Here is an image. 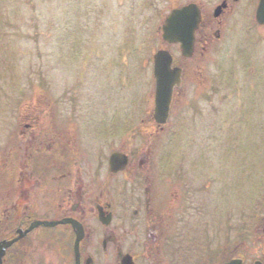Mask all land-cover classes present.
I'll list each match as a JSON object with an SVG mask.
<instances>
[{
    "label": "rangeland",
    "instance_id": "obj_1",
    "mask_svg": "<svg viewBox=\"0 0 264 264\" xmlns=\"http://www.w3.org/2000/svg\"><path fill=\"white\" fill-rule=\"evenodd\" d=\"M190 1L0 0V241L8 239L11 229L5 213L7 173L3 157L8 135L13 132L14 144L20 140L18 124L22 103L45 101L51 107V116L61 118L64 126L74 120L78 123L79 138L84 135L83 127L87 129L96 123L102 127L101 119L95 117L91 107L105 101L110 117L105 144L101 145L103 131L94 138L87 134L84 140L87 145L83 147L89 152L85 155L90 162L95 164L90 156L93 154L90 149L95 145L105 157L107 152L125 145L128 151L138 152L131 156L128 169L135 170L138 158L145 159L143 165L149 166V180L155 187L165 182L169 173L175 172L176 176L181 170H189L195 182L205 177L206 188L200 191V196L204 197L200 205L203 217L214 221L219 215L221 220L215 231L210 224L212 232L207 237V256L212 257L217 252L222 263L232 257H241L244 264H252L255 260L264 264V236L261 229L256 231V226L264 219V212L257 211L256 223L251 215L264 196V122L255 114L246 118L239 114L236 118L235 108L240 110L244 103L232 96L218 105L222 108L221 118L216 116L221 120L214 124L206 121L202 127L197 124L191 127L187 122H177L196 119L201 110L182 107L178 110L180 115L173 114L162 130L150 136L152 130L147 122L149 108L146 103L152 99L153 83L148 67L151 68L152 55L162 45L158 28L172 9ZM219 1L199 0L198 3L212 13ZM244 3L229 16V36L220 50L206 52L202 60L195 57L187 62L195 75L192 82L184 85L183 100L191 101L192 105L197 101L195 107L200 99L195 97L194 86L205 85V101L213 100L216 106L217 97L211 93L216 86H224L221 92L228 96L230 86L236 81L244 84L240 74L246 75L247 70L241 72L240 67L246 62L238 58L237 53L246 52L248 48L245 27H254L256 7L254 4L250 20V16L247 19L239 13ZM232 39L238 43L236 52L232 50L234 45L230 47ZM168 50L180 58L178 50ZM230 55L233 60L227 61ZM234 74L235 82L231 76ZM220 76H224L226 84ZM204 105L207 104L199 106L204 109ZM44 111L47 116V110ZM123 112L125 120L121 119ZM43 114L37 116L43 117ZM201 134H204L202 138ZM102 164L104 162H99V166ZM199 165L204 166V173L193 174ZM121 179L132 189L138 181L128 173L108 181L115 183ZM184 185L180 179L171 181L176 192L175 207L180 206L182 198L185 201L188 197ZM218 187L220 197H214V189ZM197 190L195 187L191 193ZM189 196L194 197L189 200L190 209L184 204L185 209L175 212L178 221L183 213L194 215L197 212L199 196ZM182 238L176 236L179 241ZM235 242L237 248L233 250Z\"/></svg>",
    "mask_w": 264,
    "mask_h": 264
},
{
    "label": "flooded vegetation",
    "instance_id": "obj_2",
    "mask_svg": "<svg viewBox=\"0 0 264 264\" xmlns=\"http://www.w3.org/2000/svg\"><path fill=\"white\" fill-rule=\"evenodd\" d=\"M244 1L245 5L239 13L247 19L250 16L251 20L253 6L256 4V11L259 0H220L212 13L203 9V4L198 3L199 0H191L185 4L196 5L201 16L190 58H183L181 55L177 58L171 54L168 49L175 48L180 52L179 45L165 43L161 27L158 28L163 45L159 50L169 51L172 67L181 70L182 82L180 87L173 90L169 118L173 114L177 117L180 115L178 110L186 107L201 109L199 116L196 119L185 118L187 120L180 119L177 122H187L191 127L194 124L202 127L207 124L206 121L214 124L216 120H221L217 119L221 118L222 110L218 105L224 99L236 96L238 102L244 103L240 110L235 108L236 118L239 114L244 118L255 114L264 122V25L257 24L255 20L254 27H245L248 40L246 52L237 53L238 58H243L246 62L241 64L240 71L249 70V74H240L244 77L243 81L241 80L244 84H238L239 81H236L234 86H230L232 88L228 96L221 92L224 86H216V90L211 91L217 97L216 106L213 100L205 101V85H193L196 88V99L203 100H199L197 107V101L192 105L191 101L183 100L184 85L188 81L192 82L195 75L189 70L187 62L195 57L202 60L206 52L220 50L229 36L231 26L229 27L228 18ZM221 4L222 8L216 12V8ZM181 7L183 6L174 9ZM237 44L235 39L231 40L230 47L234 45L232 50L235 52L238 49ZM259 56H262V63L256 58ZM150 63L151 68L148 69L152 77L153 58ZM152 83V99L146 101L149 108L146 113L147 122L152 130L150 136L165 127L158 126L153 118V79ZM99 104L101 105L98 106ZM106 104L102 101L91 107L95 117L101 119L102 127L99 123L91 124L87 129L83 127L84 135L79 138L78 123L74 120L64 126L61 118L51 116V107L45 101H26L20 106V140L14 144V135L11 136L13 132L9 134L3 157L7 173L5 213L11 226L8 240L20 237L6 250L3 264H222L219 253L214 252L212 257L207 256V237L211 235L212 229L215 231L220 226L218 224L221 220L219 215L214 221L203 217L205 214L200 205L204 197L200 196V191L206 188L205 177L195 182L189 170H181L176 176L175 172L169 173V178L155 187L154 182L149 180V166L143 165L145 159L142 161L143 158H138L135 170L128 169L133 158L131 156L138 152L128 151L125 145L113 152H107V157L102 154L101 148L95 145L90 149L93 152L90 156L95 164L90 162L89 156L85 155H89V152L83 147L87 145L84 140L88 138L87 134L94 138L103 131L101 145L105 144V133L109 131L110 118L109 106ZM200 104L207 105L202 109ZM44 110H47V116H44ZM39 114H43V117L37 116ZM121 117L122 120L126 119L124 112ZM233 119L235 120L234 117ZM139 122L144 123L143 120ZM202 136L204 134L200 137ZM114 153L126 155L127 166L123 171L113 174L109 171V158ZM99 162L104 164L99 166ZM203 167L199 165L193 174L204 173ZM103 169L105 171H102ZM102 173L105 175L104 179ZM126 173L138 180L134 183V189L130 185L127 187L123 179L109 183L108 179L120 175L124 177ZM172 179H180L182 184L184 182L185 193L188 195L185 201L182 198L180 206L177 207L174 203L176 192L171 186ZM195 187L198 190L191 193V189L194 191ZM219 188L214 189V197H220ZM189 195L199 196L197 212L194 215L183 213L182 221H178L175 219V212L185 209V205L189 210V200H194V197L190 198ZM260 203L251 214L255 223L257 211L264 212V196ZM260 229L264 236V219L256 226V231ZM176 236L183 237L182 242L177 240ZM232 247L233 250L237 248L236 242Z\"/></svg>",
    "mask_w": 264,
    "mask_h": 264
},
{
    "label": "water",
    "instance_id": "obj_3",
    "mask_svg": "<svg viewBox=\"0 0 264 264\" xmlns=\"http://www.w3.org/2000/svg\"><path fill=\"white\" fill-rule=\"evenodd\" d=\"M259 24H264V0H260L256 12ZM200 13L195 5H188L178 10H173L162 27L163 40L170 44H180L184 57L192 54L194 34L200 23ZM181 72L171 69V57L165 51H159L154 56L153 77L155 80V120L159 124L167 121L173 89L180 85ZM117 155L112 157V160ZM11 243H0V264L5 249ZM227 264H241L239 260H233ZM255 264H260L256 262Z\"/></svg>",
    "mask_w": 264,
    "mask_h": 264
}]
</instances>
